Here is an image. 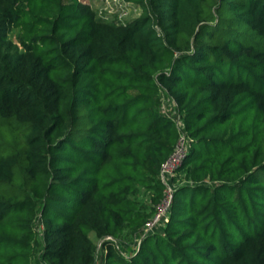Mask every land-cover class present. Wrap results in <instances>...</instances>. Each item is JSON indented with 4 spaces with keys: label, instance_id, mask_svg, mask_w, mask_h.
<instances>
[{
    "label": "trees",
    "instance_id": "1",
    "mask_svg": "<svg viewBox=\"0 0 264 264\" xmlns=\"http://www.w3.org/2000/svg\"><path fill=\"white\" fill-rule=\"evenodd\" d=\"M131 1L0 0V264H264V0Z\"/></svg>",
    "mask_w": 264,
    "mask_h": 264
},
{
    "label": "rangeland",
    "instance_id": "2",
    "mask_svg": "<svg viewBox=\"0 0 264 264\" xmlns=\"http://www.w3.org/2000/svg\"><path fill=\"white\" fill-rule=\"evenodd\" d=\"M80 2L93 13L96 20L113 25H123L124 23L140 17L143 13L142 4L131 0H80ZM9 38L15 45L18 46L20 51L24 50V47L21 44L19 29H12L9 33ZM158 109L161 112L172 115L175 113V108L171 100L167 98L164 92L161 93ZM136 196L140 206L143 205L142 210L149 212L152 208L155 209L154 215L150 218L152 222L155 220L154 225H150L149 227L146 226V228H143L142 232L149 231V229L154 228L155 225L163 224V222L167 219L168 206L166 201L163 200L156 205L153 201L155 192L153 190H145V188H140L137 191ZM157 215H159V217L158 219H155ZM92 238L98 243V245H100V241L98 239H96L93 235Z\"/></svg>",
    "mask_w": 264,
    "mask_h": 264
},
{
    "label": "built area",
    "instance_id": "3",
    "mask_svg": "<svg viewBox=\"0 0 264 264\" xmlns=\"http://www.w3.org/2000/svg\"><path fill=\"white\" fill-rule=\"evenodd\" d=\"M176 121H177V125L180 128L181 135H180V138L176 144V148L174 149L173 153L162 164V167H161V178L163 182L166 184L165 197L163 200L166 201L167 206H168L167 208H169L171 200H172V196H173V190L170 185L169 178L170 176L173 175V171L182 164L184 158L186 157L187 147H188V144H187L188 139L184 131H182V122L179 116H176ZM158 217L159 215H157L155 219H158ZM151 222L152 220L148 221L146 226L149 227L150 225H154L155 220L152 223Z\"/></svg>",
    "mask_w": 264,
    "mask_h": 264
}]
</instances>
